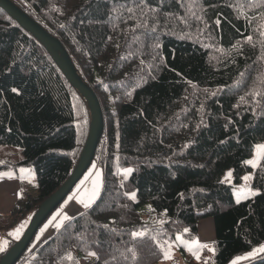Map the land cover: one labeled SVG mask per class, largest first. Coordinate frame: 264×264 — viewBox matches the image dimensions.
Masks as SVG:
<instances>
[{
	"label": "trees",
	"instance_id": "trees-1",
	"mask_svg": "<svg viewBox=\"0 0 264 264\" xmlns=\"http://www.w3.org/2000/svg\"><path fill=\"white\" fill-rule=\"evenodd\" d=\"M12 1L60 40L104 118L99 196L15 264H158L206 217L215 238L188 264H229L264 245V156L246 163L264 140V0ZM90 124L47 47L0 7V144L23 156L0 171L32 167L38 184L0 225V259L18 240L9 230L71 176ZM246 172L258 192L236 201ZM246 264H264V252Z\"/></svg>",
	"mask_w": 264,
	"mask_h": 264
},
{
	"label": "water",
	"instance_id": "water-1",
	"mask_svg": "<svg viewBox=\"0 0 264 264\" xmlns=\"http://www.w3.org/2000/svg\"><path fill=\"white\" fill-rule=\"evenodd\" d=\"M0 7L47 47L55 62L62 69L71 84L85 97L91 111V124L88 138L71 176L58 190L40 204L24 233L0 259V264H15L32 242L44 220L68 196V194L72 192L78 181L82 179L90 169L95 158L97 145L103 133L104 118L96 93L79 76L72 59L60 40L49 34L12 0H0Z\"/></svg>",
	"mask_w": 264,
	"mask_h": 264
},
{
	"label": "crops",
	"instance_id": "crops-1",
	"mask_svg": "<svg viewBox=\"0 0 264 264\" xmlns=\"http://www.w3.org/2000/svg\"><path fill=\"white\" fill-rule=\"evenodd\" d=\"M14 157L11 158L9 153L0 154V163L10 162L17 163L22 160L21 151H14ZM33 176L36 181L33 182ZM26 177L32 179L31 185L32 187H37L31 191L28 186V182ZM103 179V169L97 162H94L90 167L89 171L85 176V182L79 186L76 191L73 193L74 198L69 201L65 209L52 220V222L40 233V235L32 240L33 245H37L40 241L47 239L51 235H53L57 230L60 229L61 225L66 219L72 217V215L77 214L83 208L85 209L87 206L93 203L96 196L98 195ZM38 193V184L35 172L30 171L29 167H7L0 171V225H8L11 221V212L12 209L17 202V200L26 197V195L30 194L32 196H36ZM87 205V206H85ZM30 219H21L18 223H16L10 230L9 235L12 238L19 239L26 227L28 226ZM59 225V227H57ZM41 228V226H40ZM39 228V229H40ZM21 229V230H20ZM38 229V231H39ZM20 230L19 236L16 231ZM42 230V229H41ZM35 237V236H34ZM215 238V230H214V221L211 217H206L201 219L198 222V239L199 244L201 245L204 242H208L214 240ZM9 240L4 235V230H0V254L5 251L8 247ZM199 245V247H200ZM260 247L254 249L255 254L250 255L254 252V250L250 252L243 253L233 259L229 264H232L233 261H236V264H246L253 257H256L257 250ZM258 256V255H257ZM94 258V257H93ZM240 258V259H237ZM91 260V259H90ZM89 262V261H88Z\"/></svg>",
	"mask_w": 264,
	"mask_h": 264
},
{
	"label": "rangeland",
	"instance_id": "rangeland-1",
	"mask_svg": "<svg viewBox=\"0 0 264 264\" xmlns=\"http://www.w3.org/2000/svg\"><path fill=\"white\" fill-rule=\"evenodd\" d=\"M257 145H264V140L257 143ZM257 145H256L253 156L250 159H248V161L255 160L256 166L259 164V162L261 161V159L263 157L261 155H257ZM14 151L18 152V151H21V149L19 147H16L13 145L11 146L9 144H0V154L9 153L11 158H13V160H15ZM21 153H22V151H21ZM249 165L252 166L251 164H249ZM29 169H30L31 173H32V171H34L32 169V167H29ZM129 171L130 170L128 169V173H129ZM229 173L231 174L230 176H229ZM86 174L84 175V177L82 179H80L78 181V183L73 188L72 192H70L68 194V196L44 220L43 224L41 225V228L35 234L34 241L40 235V233L43 231V229H45L52 222V220L54 218H56L62 212L63 209H65V207L67 206L69 201L74 198L73 193L76 191V189L79 186L81 187V185L85 182ZM244 177H248V179L245 180ZM252 178H253L252 172H246L242 177V181L239 184H237L236 187L233 188V193H234L236 201H242V200H245L247 198L253 197L254 196L253 193L257 194L258 191L251 187ZM26 180L28 182L29 188H31L30 190L33 191L37 187V185L35 187H32V185H31L32 179H30L29 177H28V179L26 177ZM222 180L227 184H232V182H233V171H232V169H227L224 172V174L222 176ZM34 181H36V180L33 176V182ZM102 186H103V179H102ZM102 186H101V189H100L98 195L96 196L95 200L99 196V194L102 190ZM95 200H93V202ZM151 208H152V206L150 203H146L142 207H140V209H139L140 213L143 215V217L145 219H146V216H145L146 212L148 210H150ZM83 210H84V208L80 212H78L77 214L72 215V217L80 214ZM20 230L16 231L18 236H19ZM177 237H180V239L178 240L176 238L175 242L169 244V247L166 249V252H165V258L161 262H159L158 264H188V261L191 257L198 256L197 252H198L199 245H200L198 236L192 237V238H187V237H184L183 235L179 234ZM182 247L185 249L186 254H183V252L181 250ZM256 252H257L256 256L262 253L259 250H257ZM193 253H195V255ZM253 258H255V257H253Z\"/></svg>",
	"mask_w": 264,
	"mask_h": 264
},
{
	"label": "snow or ice",
	"instance_id": "snow-or-ice-1",
	"mask_svg": "<svg viewBox=\"0 0 264 264\" xmlns=\"http://www.w3.org/2000/svg\"><path fill=\"white\" fill-rule=\"evenodd\" d=\"M262 27H264V25H262ZM261 35H264V32H262ZM248 39L251 40V37H249ZM13 91H15V89H13ZM257 155L264 156V145H257ZM246 163L251 164L253 167L256 166V161H255V160H252V161H246ZM230 175H231V174L229 173V176H230ZM244 179L247 180L248 177H244ZM253 195H255V193H253ZM85 206H87V205H85ZM57 227H59V225H57ZM185 231H187V230H185ZM136 235H138V234H137V233H133V236H136ZM177 239L179 240L180 237H177ZM259 251L264 252V245H262V246L260 247ZM193 254L195 255V253H193ZM254 254H255V250H254V252H253L252 254H250V255H254ZM91 255H94V253H91ZM237 259H240V258H237ZM232 264H236V261H233Z\"/></svg>",
	"mask_w": 264,
	"mask_h": 264
}]
</instances>
